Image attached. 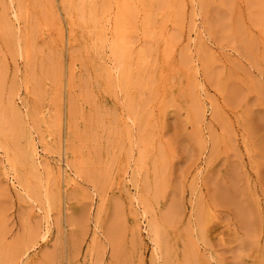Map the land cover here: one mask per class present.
I'll list each match as a JSON object with an SVG mask.
<instances>
[{
  "label": "rangeland",
  "instance_id": "rangeland-1",
  "mask_svg": "<svg viewBox=\"0 0 264 264\" xmlns=\"http://www.w3.org/2000/svg\"><path fill=\"white\" fill-rule=\"evenodd\" d=\"M164 1L0 0V264H264V0Z\"/></svg>",
  "mask_w": 264,
  "mask_h": 264
},
{
  "label": "bare ground",
  "instance_id": "bare-ground-1",
  "mask_svg": "<svg viewBox=\"0 0 264 264\" xmlns=\"http://www.w3.org/2000/svg\"><path fill=\"white\" fill-rule=\"evenodd\" d=\"M161 1H164V0H161ZM165 2V1H164ZM161 3V2H160ZM127 12V11H126ZM125 12V13H126ZM128 13H130V11H129V9H128ZM132 14V12L130 13V15ZM128 15V14H127ZM61 33H63L62 32V30H61ZM115 51H116V49H115ZM117 52H119V51H117ZM116 52V53H117ZM119 54V53H118ZM123 56L124 55H122V58H123ZM125 58H124V60L126 59V56H124ZM49 59V58H48ZM127 60V59H126ZM49 61H51L50 59H49ZM46 62V61H45ZM127 62V61H126ZM52 64V63H51ZM124 66V65H123ZM47 69H49V66H48V68ZM121 69H122V67H121ZM131 70V69H130ZM48 71V70H47ZM52 72V71H51ZM122 72V71H121ZM130 72V71H129ZM59 74H60V71H59ZM193 78H195L194 76H193ZM128 88V87H127ZM190 89V88H189ZM202 107V106H201ZM13 108V107H12ZM2 110V109H1ZM59 110V109H58ZM200 110H202V108L200 109ZM198 111H199V109H198ZM200 113V112H199ZM202 113V112H201ZM59 114V113H58ZM202 115V114H201ZM3 118V117H2ZM60 118V117H59ZM60 120V119H59ZM61 121V120H60ZM3 124V123H2ZM8 126V125H7ZM2 128V127H1ZM15 129V128H14ZM20 130H22L21 129V127H20ZM14 131V130H13ZM17 132V131H16ZM10 134V133H9ZM18 134V133H17ZM17 134H16V136H17ZM17 140V139H16ZM15 141V140H14ZM30 142H31V140H30ZM14 144V143H13ZM16 146V145H15ZM10 149V148H9ZM14 151V150H13ZM12 152V151H11ZM18 157V156H17ZM34 158V157H33ZM21 161V160H20ZM55 178H56V176H55ZM55 180V179H54ZM54 182V181H53ZM52 188H54V187H52ZM53 193H51V195H52ZM53 196H55V195H53ZM52 196V197H53ZM253 213V212H252ZM252 213L250 214L251 216H252ZM254 216V215H253ZM245 217V216H244ZM247 219V218H246ZM251 219V218H250ZM252 219H254V217L252 218ZM245 220V219H244ZM255 220V219H254ZM254 220H252V221H254ZM246 221V220H245ZM251 221V220H250ZM247 222V221H246ZM247 223H249V222H247ZM253 223V222H252ZM250 224V223H249ZM160 237H161V234H160ZM160 240V239H159ZM163 243H164V241H163Z\"/></svg>",
  "mask_w": 264,
  "mask_h": 264
}]
</instances>
